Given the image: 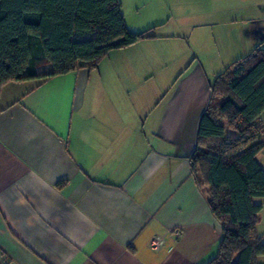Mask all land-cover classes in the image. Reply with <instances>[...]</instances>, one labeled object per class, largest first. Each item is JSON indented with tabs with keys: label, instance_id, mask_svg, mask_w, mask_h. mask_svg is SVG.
Wrapping results in <instances>:
<instances>
[{
	"label": "crops",
	"instance_id": "obj_1",
	"mask_svg": "<svg viewBox=\"0 0 264 264\" xmlns=\"http://www.w3.org/2000/svg\"><path fill=\"white\" fill-rule=\"evenodd\" d=\"M118 1L127 29L151 37L95 68L0 90V264H205L217 254L221 224L190 156L215 77L264 46V0ZM256 159L264 169V148ZM254 201L264 243V197Z\"/></svg>",
	"mask_w": 264,
	"mask_h": 264
},
{
	"label": "trees",
	"instance_id": "obj_2",
	"mask_svg": "<svg viewBox=\"0 0 264 264\" xmlns=\"http://www.w3.org/2000/svg\"><path fill=\"white\" fill-rule=\"evenodd\" d=\"M149 32L127 29L118 0H0V90L9 82L95 68L110 50ZM43 66L51 69L40 73ZM210 88L190 156L196 185L221 224L217 254L205 264H258L262 206L254 199L264 197V169L256 159L264 148V46L229 64Z\"/></svg>",
	"mask_w": 264,
	"mask_h": 264
},
{
	"label": "built area",
	"instance_id": "obj_3",
	"mask_svg": "<svg viewBox=\"0 0 264 264\" xmlns=\"http://www.w3.org/2000/svg\"><path fill=\"white\" fill-rule=\"evenodd\" d=\"M164 243V239L162 236H154L151 238L150 242H149V247L151 250L153 251H157L160 249V247L163 245Z\"/></svg>",
	"mask_w": 264,
	"mask_h": 264
},
{
	"label": "rangeland",
	"instance_id": "obj_4",
	"mask_svg": "<svg viewBox=\"0 0 264 264\" xmlns=\"http://www.w3.org/2000/svg\"><path fill=\"white\" fill-rule=\"evenodd\" d=\"M243 54H246V53H242V57L243 56H245V55H243ZM51 69V67L50 66H43V67H40L39 69H38V71L40 72V73H44V72H47V71H49ZM166 80V79H165ZM175 80V77H172V78H167V80H166V83L168 82V83H170V82H173ZM223 125H226V121H223ZM226 134L227 135H232L233 134V132H231L230 130H228L227 129V132H226Z\"/></svg>",
	"mask_w": 264,
	"mask_h": 264
}]
</instances>
